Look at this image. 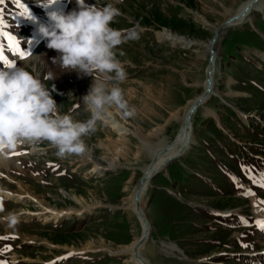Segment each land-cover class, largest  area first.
<instances>
[{"label": "rangeland", "instance_id": "obj_1", "mask_svg": "<svg viewBox=\"0 0 264 264\" xmlns=\"http://www.w3.org/2000/svg\"><path fill=\"white\" fill-rule=\"evenodd\" d=\"M21 1L33 10L40 6ZM74 1L67 11L77 7ZM188 1L86 0L113 3L121 15L112 27L140 33L118 50L127 73L119 87L136 115L110 107L96 133L84 138L83 156L60 158L47 142H26L0 156V217L18 214L15 227L0 220V264H131L128 254H116L143 229L130 201L152 166L150 146L174 143L187 104L204 90L215 30L246 2ZM14 6L0 19L19 37L25 55L0 36L7 59L0 68L9 62L35 69L49 88L55 84L52 97L63 113L87 119L82 98L92 78L52 64L57 53L38 40L33 23ZM256 6L246 23L227 26L218 36L215 93L192 115L196 142L150 177L141 195L150 225L141 256L150 264H264V229L257 224L264 221V0ZM150 10L182 17L195 32L142 23ZM48 72L54 80H43ZM55 235L63 240H52Z\"/></svg>", "mask_w": 264, "mask_h": 264}, {"label": "clouds", "instance_id": "obj_2", "mask_svg": "<svg viewBox=\"0 0 264 264\" xmlns=\"http://www.w3.org/2000/svg\"><path fill=\"white\" fill-rule=\"evenodd\" d=\"M56 0H37L47 9ZM122 2V0H120ZM77 7L47 12L48 24L40 23L28 8L26 19L37 24L40 41L57 55L52 64L79 77H91L92 82L83 96L85 120H75L63 113L52 97L56 91L49 88L35 72L15 63L0 68V156L14 151L19 145L47 142L56 149L60 158L83 156L87 151L84 138L94 135L98 122L108 116V109L115 106L125 117L136 115L135 107L125 99L119 84L127 79L122 61L124 53L119 47L129 41H138L137 28L116 29L112 24L121 15L113 3L104 6L89 5L86 0H76ZM31 42V41H30ZM30 55H32L30 51ZM48 72L43 80H54ZM0 188V193H4ZM3 209H0L2 211ZM8 227H15L18 214L0 217Z\"/></svg>", "mask_w": 264, "mask_h": 264}, {"label": "bare ground", "instance_id": "obj_3", "mask_svg": "<svg viewBox=\"0 0 264 264\" xmlns=\"http://www.w3.org/2000/svg\"><path fill=\"white\" fill-rule=\"evenodd\" d=\"M251 2H252V4H251L252 10H251V12H249L250 8L248 9V6H249V4ZM259 2H260V0H246V2L242 3L238 7V9L236 11L231 13V15L229 17V18L232 17V19H230L231 23H230V25H227V26H236L238 24L241 25L243 23H246L247 19H249V16L252 13V11L257 9V8L258 9L260 8V6H256ZM74 4H76V3L74 2ZM237 14L239 15V17L236 16ZM227 26H225V27H227ZM222 30H219L218 36L220 35ZM167 37L170 38V39H173V40H178L179 39L177 36L168 35V34H167ZM217 40H218V37H217V39L215 41V44L213 46L215 55H216V43H217ZM182 41H185V40L182 39ZM206 86H207V84L204 83V88ZM214 93L215 92H214V85H213V87L211 89V92H210V95H214ZM193 103H195V100L189 102L187 104L186 108H185L184 117L182 118V125H181L180 131H179L174 143L171 144V145H168V143H167V141L165 139L164 141H161L157 145H151L150 146V151L152 152L151 160H152L153 163H152L151 168L148 169L144 174H155L158 171H160L161 169H163V168L165 169L164 166L166 165V163L168 161H170L171 159H173L175 157H179L180 155H182V153L184 152L185 149H188L192 144H194L196 142L195 139H194V136H193L192 122H191L192 118L189 119V121H190V129L189 130H187V127H186V124H185L186 123L187 114L189 113ZM237 112L240 113L242 111L237 110ZM208 115H213V113L209 111ZM114 128L117 131H124V129H122L120 126H117V125H114ZM147 185H148V183H147ZM135 192H134V194L132 196V199L130 201V203H131L130 210H132L136 214V216L140 220L141 225H142V227L144 229L145 228V223H144L143 219L139 216V213L137 211V206H136V202H135ZM140 206H141V211L143 213L141 203H140ZM143 215H144V213H143ZM149 226L150 225L148 223V229L150 230ZM149 230H148V232H149ZM148 235L149 234L147 233V236ZM137 242H138V239L135 240L134 242H132L130 245L124 246L123 248H121L119 250L120 253L117 252L118 254H116L115 252H113L110 249L108 250V252L110 254H116V255H127L128 254L131 264H146V263H148L147 260L141 259V258H139L138 256L135 255V249H136ZM141 247H142V245L139 246V248L137 250L139 252V255H141ZM172 249L175 250V251H178V249H176L174 246L172 247ZM148 264H150V263H148Z\"/></svg>", "mask_w": 264, "mask_h": 264}, {"label": "water", "instance_id": "obj_4", "mask_svg": "<svg viewBox=\"0 0 264 264\" xmlns=\"http://www.w3.org/2000/svg\"><path fill=\"white\" fill-rule=\"evenodd\" d=\"M230 19H232V17L226 19L225 22L222 25H220L218 27V29L215 30V32H214V34H213V36H212V38L210 40V43H209L210 57H209L208 66H207V68L205 70V82H206L207 86L204 88L203 92L198 97H196L195 103H193L189 113L187 114L186 123H185L186 127H187V130L190 129V121H189V119L192 118L193 113L210 96V92H211V89L213 87L212 74H213V71H214V64H215V54H214L213 46H214L215 41H216V39L218 37L219 30H222L225 26L230 25V23H231ZM149 166H148V168H149ZM153 175L154 174H144L142 176V178H141L139 187H138V189L135 192V202H136V206H137V211L139 213V216L143 219V221L145 223V228L141 230V234H140V237L138 239V242L136 244V249H135V255L138 256L141 259H143V257L141 255H139V252L137 250H138L139 246L143 245V243L145 242L149 229H148L147 220L145 219V217H144V215H143V213L141 211L140 197L143 194L144 190L146 189L148 180ZM146 264H148V263H146Z\"/></svg>", "mask_w": 264, "mask_h": 264}, {"label": "trees", "instance_id": "obj_5", "mask_svg": "<svg viewBox=\"0 0 264 264\" xmlns=\"http://www.w3.org/2000/svg\"><path fill=\"white\" fill-rule=\"evenodd\" d=\"M187 4L191 5V0L187 2ZM149 16L151 18H144L142 20V23L144 24H150L151 21L157 22L160 26H164L169 28L172 31L181 32V31H189L192 34L195 32L194 25L182 17H166L163 16L161 13H159L156 10H150ZM63 237H60L59 235H55L52 240L61 242Z\"/></svg>", "mask_w": 264, "mask_h": 264}, {"label": "snow or ice", "instance_id": "obj_6", "mask_svg": "<svg viewBox=\"0 0 264 264\" xmlns=\"http://www.w3.org/2000/svg\"><path fill=\"white\" fill-rule=\"evenodd\" d=\"M0 3H3V0H0ZM27 14V9L25 11V15ZM3 19H0V36L6 37L10 41V47L13 50L14 53H18L21 58H24L25 53L20 50V46L17 42V39L11 35H8L7 33L3 32ZM0 61H6V57L3 55L2 52H0ZM13 63H7V66H12ZM261 187H264V185H261ZM253 194V193H249ZM264 203V201H262ZM258 226L261 229H264V221H257Z\"/></svg>", "mask_w": 264, "mask_h": 264}]
</instances>
